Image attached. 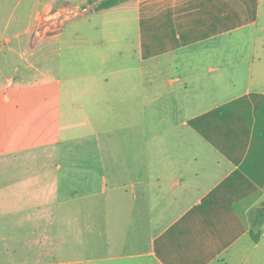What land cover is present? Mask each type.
<instances>
[{
  "label": "crops",
  "instance_id": "crops-1",
  "mask_svg": "<svg viewBox=\"0 0 264 264\" xmlns=\"http://www.w3.org/2000/svg\"><path fill=\"white\" fill-rule=\"evenodd\" d=\"M8 1L0 0V58L20 36ZM33 1L34 18L47 19L69 11L54 4L89 0ZM131 1L136 58L93 72L75 105L93 116L92 156L47 154L63 144L60 113L34 142L14 81L0 78V261L85 246L91 236L102 253L95 261L264 264V221L258 240L251 234L264 200V0H125L96 10L100 1L94 11ZM62 96H46L52 113ZM104 101L130 117L109 128L110 139L125 134L109 148L134 153L101 155ZM37 146L51 158L41 172L24 162Z\"/></svg>",
  "mask_w": 264,
  "mask_h": 264
},
{
  "label": "rangeland",
  "instance_id": "rangeland-1",
  "mask_svg": "<svg viewBox=\"0 0 264 264\" xmlns=\"http://www.w3.org/2000/svg\"><path fill=\"white\" fill-rule=\"evenodd\" d=\"M100 1L102 0H89L77 5L54 4L53 11L62 6H67L69 11L47 19L44 18V11L34 18L33 0H9L5 5L6 18L11 16L12 19L11 34L16 36L18 32L20 36L13 37L15 52L6 51L0 58V63L4 64L1 67L0 78L4 81H14V86L9 91L14 90L19 95L22 107L21 118L25 122V130L35 132L33 140H38V131L49 124L50 118L53 119L61 114L59 117L62 120L63 130L61 133L58 132L57 137L63 140V144L50 149L47 153L49 155L75 158L93 155V116L85 115L84 110H78L75 106L79 102L78 98L85 81L87 82L93 72L104 74L111 65L136 58L135 50L139 46L138 11L134 9L136 2L131 1L111 10L95 12L94 8ZM27 26L29 29L26 32ZM230 41L236 42L233 39ZM50 92L63 94L59 104L53 100V113L50 98L46 99ZM100 109L102 113L97 116L95 122L103 129L104 147L102 146L101 155H125L131 150L134 153L135 149L130 147L127 149L125 145L109 148L111 141H116L117 137L118 140H124L125 136L123 132L112 133L114 138L110 139L109 128L115 125L124 126L130 117L120 109L112 114L105 101L102 102ZM150 135L152 140L155 132H150ZM37 147L36 150L27 153L36 156L24 162L33 161V168L41 172L46 160L50 161L51 158L42 156L46 154L45 149L41 146ZM24 162L21 163V167L25 170ZM43 198V195H38L37 202ZM89 239L88 244L85 241V246L74 241L59 245L63 248L59 251L37 253L31 257L18 256L16 263L2 260L0 264H125L127 262L126 260L95 261V257L102 253L93 249L91 236ZM52 246L56 245L53 243ZM17 247L22 248L23 245ZM37 247H44V244H38Z\"/></svg>",
  "mask_w": 264,
  "mask_h": 264
},
{
  "label": "trees",
  "instance_id": "trees-1",
  "mask_svg": "<svg viewBox=\"0 0 264 264\" xmlns=\"http://www.w3.org/2000/svg\"><path fill=\"white\" fill-rule=\"evenodd\" d=\"M123 1L125 0H103L96 6V10L110 8ZM263 221H264V200L262 201L261 206L252 214L251 234L255 240H258L257 230L259 226L262 225Z\"/></svg>",
  "mask_w": 264,
  "mask_h": 264
}]
</instances>
